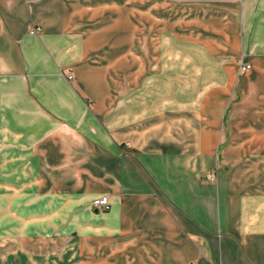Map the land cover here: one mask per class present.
<instances>
[{
  "label": "crops",
  "instance_id": "obj_1",
  "mask_svg": "<svg viewBox=\"0 0 264 264\" xmlns=\"http://www.w3.org/2000/svg\"><path fill=\"white\" fill-rule=\"evenodd\" d=\"M146 1L0 0V264H264V0Z\"/></svg>",
  "mask_w": 264,
  "mask_h": 264
},
{
  "label": "rangeland",
  "instance_id": "obj_2",
  "mask_svg": "<svg viewBox=\"0 0 264 264\" xmlns=\"http://www.w3.org/2000/svg\"><path fill=\"white\" fill-rule=\"evenodd\" d=\"M169 2V4H170V7H171V9L172 8H175L177 5L179 6V5H185V7H187L186 6V4H189V3H191L190 1L191 0H155L154 1V4L156 5L157 3H162V2ZM146 2H148V3H150L151 1H146V0H137V6H138V16H139V20H138V23H139V25L140 26H144L145 25V9H146ZM179 8H182V7H179ZM212 174H213V172H212ZM209 175V174H208ZM213 176H214V174H213ZM10 219L11 220H9V233H10V237L11 238H14V239H11L10 238V244L13 246V244H14V247H16V245H17V243H16V241H18V239H19V235H20V233H22L21 231H23L21 228H22V226L23 225H18L17 224V221L16 220H14V219H12V217H11V213H10ZM29 227V228H28ZM0 228H1V225H0ZM28 228V229H27ZM32 228H33V225H30V226H28V223H27V225H26V232H28L29 230H32ZM11 246V247H12ZM79 251L81 252V250H79L77 247H74V248H72L71 250H69V253H68V251H66V252H58V259L56 260V262L58 263V264H71L72 262V264H79ZM74 253H76V255H69V254H74ZM71 260H73L71 263H70V261ZM75 262V263H74ZM26 263H38V264H47L46 263V261H45V259H39V258H37V260L36 261H32V262H26ZM51 263H53V264H55L54 262H51ZM50 264V263H49ZM82 264V263H81Z\"/></svg>",
  "mask_w": 264,
  "mask_h": 264
},
{
  "label": "built area",
  "instance_id": "obj_3",
  "mask_svg": "<svg viewBox=\"0 0 264 264\" xmlns=\"http://www.w3.org/2000/svg\"><path fill=\"white\" fill-rule=\"evenodd\" d=\"M41 27L40 26H35V25H32L31 28H30V33L32 34H37L39 32H41ZM251 67V64H245V63H242V69L243 70H247ZM69 79H73V76L72 75H69L68 76ZM208 177L210 179H213L214 176L212 173H210L208 175ZM111 198L108 194H103V195H100L96 198L93 199L92 201V205L95 209H98V210H101V211H106V210H109L111 208Z\"/></svg>",
  "mask_w": 264,
  "mask_h": 264
}]
</instances>
